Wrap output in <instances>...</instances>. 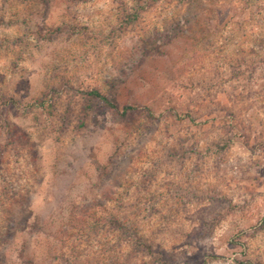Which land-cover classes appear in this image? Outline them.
<instances>
[{
    "label": "rangeland",
    "instance_id": "1",
    "mask_svg": "<svg viewBox=\"0 0 264 264\" xmlns=\"http://www.w3.org/2000/svg\"><path fill=\"white\" fill-rule=\"evenodd\" d=\"M6 117L0 264H264V0H0Z\"/></svg>",
    "mask_w": 264,
    "mask_h": 264
},
{
    "label": "trees",
    "instance_id": "2",
    "mask_svg": "<svg viewBox=\"0 0 264 264\" xmlns=\"http://www.w3.org/2000/svg\"><path fill=\"white\" fill-rule=\"evenodd\" d=\"M86 1V0H85ZM145 2H147V0H145ZM136 12L133 14L132 18H137V14L139 12V9H135ZM50 30H48V33L50 34ZM47 40L50 39V37L48 35L45 36ZM85 99L87 100V106H86V110H92L93 109V105H99L101 107H104L105 109H107L108 111H111L114 115L118 116L122 123L127 124V120L129 117H132L135 113L140 112V111H149V112H154V110L149 107V106H143L140 103L135 102L134 104H122L119 100V96H112L110 94H106L104 92H102L101 90L94 88L90 91H86L84 93ZM12 104L14 105H18L17 101H15L14 99L12 100ZM37 106V107H42L43 105H37V104H32L31 106ZM175 110V107H173ZM151 116V115H150ZM181 113L178 114V117L181 118ZM185 117L188 116L191 118V115L189 113H185L184 115ZM3 119L0 118V129H8V131L12 132L11 129H13V125L11 124V122L7 121L8 118L6 117L5 119V123H3L2 121ZM125 138H127V135L125 136ZM119 151V150H118ZM118 152H115L114 154H112L108 159L107 162L109 164V166H112L114 159L117 157ZM105 168L104 172H107V165ZM105 176H107V173L104 174ZM111 225L117 228H121V229H127V226H125L123 223H120L119 219L118 220H113L111 221ZM135 247L136 248H144L147 250L148 253L152 252L153 247L149 244H146L143 242V240H138L135 242ZM21 260H23L22 262H24V264H33V260H31V257H29L28 254H24L22 253L20 255Z\"/></svg>",
    "mask_w": 264,
    "mask_h": 264
}]
</instances>
